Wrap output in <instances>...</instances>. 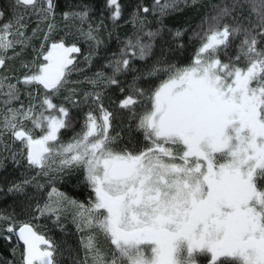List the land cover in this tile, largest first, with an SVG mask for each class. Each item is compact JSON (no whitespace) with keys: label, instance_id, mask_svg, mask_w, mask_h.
Here are the masks:
<instances>
[{"label":"snow or ice","instance_id":"1","mask_svg":"<svg viewBox=\"0 0 264 264\" xmlns=\"http://www.w3.org/2000/svg\"><path fill=\"white\" fill-rule=\"evenodd\" d=\"M197 2L153 0L147 6L136 0L125 20L133 32L116 35L118 51L104 57L110 74L86 77L92 90L81 100L68 88L78 70L73 54L81 53V40L89 45V65L102 54L103 33L111 38L124 19L120 0H103L98 16L89 0L66 5L60 18L67 31L58 41L59 0H8L0 8V169L11 160L35 172L0 180V192L17 197L32 216L0 212V246L11 256L0 257V264H61L58 245L34 221L49 217L62 227L68 208L84 233V255L72 264H200L201 257L208 264H264V0L215 4L193 33L200 46L189 65L168 63L163 52L149 62L164 33L183 47L187 29L173 30L165 18ZM33 15L37 26L29 36ZM40 33L37 49L32 41ZM29 48L35 56L26 60ZM17 60L19 72L9 68ZM129 73L132 82L118 107L130 114L135 126L128 132L140 133L143 147L133 136L125 142L112 134L116 114L103 103L102 89L124 93L119 77ZM153 77L160 82L147 91L137 83ZM64 92L73 106L91 101L100 114L89 111L67 142L62 130L72 129L74 118L55 102ZM140 97L148 104L138 112ZM57 183L86 189V202ZM30 187L37 193L50 188L43 205L33 206Z\"/></svg>","mask_w":264,"mask_h":264},{"label":"trees","instance_id":"2","mask_svg":"<svg viewBox=\"0 0 264 264\" xmlns=\"http://www.w3.org/2000/svg\"><path fill=\"white\" fill-rule=\"evenodd\" d=\"M78 2V0H59L60 8L57 10V31L53 34L55 40H59L61 37H64L67 29L64 27V22L60 18V12L66 11V5H70ZM90 3H93L96 6V15L98 16L100 10L103 7V0H89ZM136 0H120L124 8V19L120 21V27L115 29L114 35L109 38L108 32L105 31L103 33V38L106 41L107 48L102 51L100 56L94 57L91 65H89L85 60L84 56L88 54L89 45L83 40L79 41L78 46L81 48V53L73 54L76 57L78 70L74 71L70 76V81L73 83H69L68 88H76L77 95L73 97L74 100H81L82 95L85 91H91L92 86L86 82V77L91 78L94 74L103 70L110 74V69L103 68V65L106 63V59L104 57L111 56L112 53L117 52L119 45L116 40V35H119L123 38L126 34L130 35L133 32V26L130 23H125V20L128 19V13L131 10V6L135 3ZM139 2L146 4L147 6H151L153 0H139ZM221 0H198L196 6H192L189 3V6L183 7L178 12H173L169 16L165 18V23L169 28L175 30L176 28H185L187 29L186 34L182 37L180 43L183 44V47H177V44L172 41V38L167 33L163 34V38L159 39L154 48L155 56L150 58V61L155 58L161 57V53L163 52V58L167 60L168 63L176 64L177 66L183 67L189 65L200 46L199 38L195 37L193 33L195 31H199V25L201 20L206 18L209 14L213 13V6L217 3H220ZM8 3V0H0V8L4 7ZM151 20L152 17H149ZM109 28H111V21H106ZM37 26V18L33 15L30 18L29 27L27 30V34L29 36L32 35V29ZM153 28L156 25L153 23ZM43 28L44 25H41ZM43 34L40 33L39 37L32 41L33 46L35 48H39L40 43L42 42ZM66 42L71 43L75 42L73 40H67ZM50 44V42H49ZM35 56V53L31 48L28 49L25 59L31 60ZM138 66H142L144 64L143 61L136 62ZM9 68H15L17 72L20 71V61L17 60L13 65H9ZM133 74L129 73L125 76L119 77L122 81V86L125 88V92L121 93L118 88L115 86L103 88L104 99L103 103L105 108L109 111H112L116 114V119L113 121V135L117 133L120 134V137L123 141L127 142L130 136L135 137L136 140L139 141V147L144 146L143 136L140 133H129L128 127L131 124L134 128L135 122L131 119L130 114L127 110H122L118 107L119 100L122 99L125 95L128 94V86L132 82ZM160 78H163L161 76ZM160 78L153 77L149 82L138 81V85L144 88L146 91L150 88L155 87L160 82ZM101 90V89H97ZM35 95V92L33 93ZM68 95L67 92L61 94L59 98L56 99L57 103H64L66 107L70 109V114L74 118L73 128L69 130H62V139L67 142L72 136L81 131V128L84 124L86 114L89 111L98 112L96 110V106L89 101L88 103H80L78 106H73L70 102L65 101L63 97ZM25 102H27V97H22ZM141 103L137 105V111L140 112L143 110L142 106H146L148 101L144 97L138 98ZM39 134V130H37V135ZM11 146V141H8ZM14 147V150L17 152L20 150V145L17 143ZM35 172L32 170H26L24 166L16 165L11 160L6 161V168L0 169V180L7 177L8 180H20L25 175H34ZM40 183H44V178H38ZM59 188L60 191L67 193L74 199L84 201L87 200V190L82 188L79 185L73 184H61L57 183L54 185ZM30 193L34 195V199L32 201L33 206L35 203H43L47 200V193L50 191V188L42 189L37 193L35 188L30 187L28 189ZM0 212L6 214H14L20 220H31L32 216L27 215L25 212H22V205L17 197L12 196L11 194L5 195L0 192ZM34 214V207L32 210ZM72 212L73 209L68 208L67 211L62 215L61 225L62 227L56 226L53 223V219L49 217H41L38 220H35L34 223L37 225V230L40 233L45 234L49 239L54 241L59 249L61 255L58 257L61 261V264H72L73 259L79 255L83 257V249L81 248L80 239L84 233L78 232L75 224L72 222ZM0 257L2 258H11L9 250L6 245L0 246ZM204 264H208V259L205 258Z\"/></svg>","mask_w":264,"mask_h":264},{"label":"flooded vegetation","instance_id":"3","mask_svg":"<svg viewBox=\"0 0 264 264\" xmlns=\"http://www.w3.org/2000/svg\"><path fill=\"white\" fill-rule=\"evenodd\" d=\"M204 260H205V258L204 257H201L200 258V264H204V262H205Z\"/></svg>","mask_w":264,"mask_h":264},{"label":"rangeland","instance_id":"4","mask_svg":"<svg viewBox=\"0 0 264 264\" xmlns=\"http://www.w3.org/2000/svg\"><path fill=\"white\" fill-rule=\"evenodd\" d=\"M35 17H36V16H35ZM10 64H11V65H13V63H12V62H10ZM93 113H94L95 115H97V116H99V115H100V114H99V112H96V113H95V112H93Z\"/></svg>","mask_w":264,"mask_h":264},{"label":"bare ground","instance_id":"5","mask_svg":"<svg viewBox=\"0 0 264 264\" xmlns=\"http://www.w3.org/2000/svg\"><path fill=\"white\" fill-rule=\"evenodd\" d=\"M41 234H43V233H41ZM45 235V234H44ZM47 237V236H46ZM48 238V237H47Z\"/></svg>","mask_w":264,"mask_h":264}]
</instances>
